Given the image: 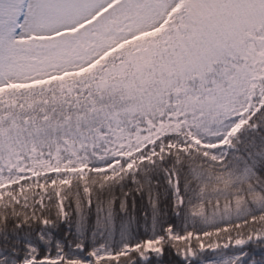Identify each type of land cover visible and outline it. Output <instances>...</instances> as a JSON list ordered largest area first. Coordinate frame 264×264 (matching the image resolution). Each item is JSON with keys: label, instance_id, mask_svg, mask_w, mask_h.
<instances>
[{"label": "snow or ice", "instance_id": "6c2138e0", "mask_svg": "<svg viewBox=\"0 0 264 264\" xmlns=\"http://www.w3.org/2000/svg\"><path fill=\"white\" fill-rule=\"evenodd\" d=\"M0 264H264V0H0Z\"/></svg>", "mask_w": 264, "mask_h": 264}]
</instances>
